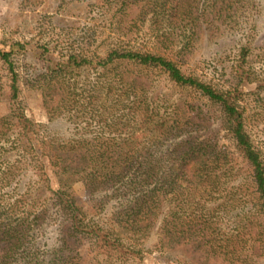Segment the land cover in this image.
I'll return each mask as SVG.
<instances>
[{"label":"trees","instance_id":"obj_1","mask_svg":"<svg viewBox=\"0 0 264 264\" xmlns=\"http://www.w3.org/2000/svg\"><path fill=\"white\" fill-rule=\"evenodd\" d=\"M21 3L41 17L0 49V264H264V0Z\"/></svg>","mask_w":264,"mask_h":264},{"label":"rangeland","instance_id":"obj_2","mask_svg":"<svg viewBox=\"0 0 264 264\" xmlns=\"http://www.w3.org/2000/svg\"><path fill=\"white\" fill-rule=\"evenodd\" d=\"M21 0H0V49L4 48L3 41L11 39H27L34 34L35 22L41 17L36 11H23ZM45 7L42 11H44ZM40 10V9H39ZM41 12V11H39ZM65 23L70 24L84 21L80 13L70 12L59 17ZM264 22V21H263ZM26 73L34 75L46 74L47 69L42 61L28 60L24 62L22 68ZM252 85H247L246 89H251ZM30 114L35 117L40 115V98L38 92H27ZM7 103L5 100L0 101V114L7 113ZM79 194H84V189L77 186ZM149 264H167L160 257L154 255L149 259Z\"/></svg>","mask_w":264,"mask_h":264}]
</instances>
